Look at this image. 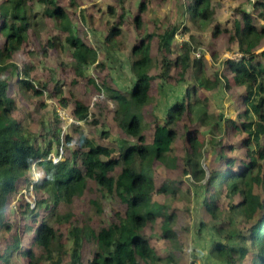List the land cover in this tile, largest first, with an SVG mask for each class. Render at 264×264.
Listing matches in <instances>:
<instances>
[{"label": "trees", "instance_id": "1", "mask_svg": "<svg viewBox=\"0 0 264 264\" xmlns=\"http://www.w3.org/2000/svg\"><path fill=\"white\" fill-rule=\"evenodd\" d=\"M34 1L44 7L38 15L32 11L31 0H0V264H39L46 256L56 257L58 262L67 259L64 264H183L179 258L185 257L186 252L178 230L179 220L190 219L194 205L181 209L175 202L190 203L196 189L197 198L199 189L208 195L202 204L205 220L210 224L204 220L200 226L213 231L211 256L222 264H264V190H259L264 186V51L256 54L264 44L261 25L264 0H248L258 14L256 18L243 13L232 27L224 29L245 58L228 60L225 64L228 73L215 72L212 80L204 73L207 63L192 58L190 41H185L180 52H176L177 26L163 33L148 30L128 50L123 45L128 0L112 1L105 15L116 21L105 22L100 44L108 49L109 61L115 60L119 51H127L134 82L132 87L115 90L107 81L87 80L97 83L99 94H109L113 108L110 106L108 111L113 113V121L125 138L116 149L85 134L75 143L76 131L62 137V124L54 114L55 134L50 138L54 137L58 143V162L51 157V144L46 148L30 142V136H37L30 130L29 122L39 110L26 109L27 104L34 97L48 94L55 101L54 106L71 107V111L67 109L69 114L82 123H93L92 110L85 101L74 100V95L67 98L60 86L49 87L35 79L29 64L19 67L9 62L17 53L34 54L41 49L45 54L65 51L72 60L70 70L76 83L87 78L88 67L106 65L100 61V51L88 36L72 30L69 12L76 15L81 0ZM215 1L188 0L178 5L180 17L200 30L205 29L216 20ZM63 3L70 5L71 10L64 8ZM147 9L144 0L133 20L137 36L146 23L143 14ZM45 18L54 19L65 37L44 36L40 30ZM220 28L216 24L218 32ZM26 41L31 49L23 46ZM154 48L158 64L152 55ZM258 56L263 61L257 60ZM55 71L51 70L54 79ZM172 76L184 84L191 79L194 84L188 86L184 97L166 107V123H154L152 129L148 128L152 139L148 143L143 116L153 82L161 81L159 89L165 93L164 83ZM233 84L245 87L238 117L247 122L242 129L232 122L228 129L233 135L247 133L246 155L229 158L225 154L235 151V145H224V138L212 137L210 147H220L223 166L208 170L207 143L200 138L196 125H209L213 117L206 107L208 103L198 93L201 89H229ZM219 122L220 118L214 128ZM81 127L74 126L78 130ZM102 137L109 139V132H103ZM71 142L76 151L67 156L62 147ZM180 142L184 144L182 152L178 150ZM159 168L166 173L160 180ZM171 171L179 173L177 178ZM157 195L172 202L158 200ZM82 198H87L90 207L84 216H88L87 222L77 211L62 214V205ZM109 199L118 201L120 214L115 221L97 227L98 220L105 216V201ZM229 212L241 216L247 224L252 222L251 228L243 231L231 222L236 231L224 237L221 224L225 221L223 215ZM261 213L262 219L256 220ZM67 222H70L69 239L64 241L58 228ZM180 229L188 231L186 227ZM162 241L166 242L163 251L159 246ZM90 244L94 245V256L86 260L85 250Z\"/></svg>", "mask_w": 264, "mask_h": 264}, {"label": "rangeland", "instance_id": "2", "mask_svg": "<svg viewBox=\"0 0 264 264\" xmlns=\"http://www.w3.org/2000/svg\"><path fill=\"white\" fill-rule=\"evenodd\" d=\"M112 1L114 0H81L78 13L73 15L72 12H69L73 26L72 30L77 32L78 35L84 36L85 33V36H88L90 42L100 51V61H103L106 65L104 68L98 67L96 64L88 67L86 69L87 78H80L79 82L76 83L72 80L73 73L70 70L72 60L70 59L69 54L65 51H51L49 54H45L42 52L43 49H41L34 54L31 52H23L24 54L17 53L9 63L19 67H23L24 64L25 66L26 64H29L33 69L32 71L35 75V79L38 78L43 83L48 84L49 87H53L54 85L60 86L63 88L64 95L67 98L71 99L74 95V100H83L91 108L92 118L94 117L93 123H83L81 130L74 127L68 129V131L70 130V133H73L76 130V132L73 133V139L75 140H73V142L76 143V140H79L81 134L84 133L91 138L97 139L101 143H108L112 148L116 149L118 144L123 141L125 137L120 133L118 126L113 121V113L108 111L110 106L113 108V103L109 99V94L107 92H105V94H99L96 89V84L107 81L109 86L113 89L124 90L128 87H132L134 80L132 70L127 63V51H119L115 56V60L109 61L107 60L109 54L108 49L101 47L100 44V40L104 37L105 22L110 21L111 23H114L116 21L115 18L111 17L109 14L105 15L107 13V8L112 4ZM143 1L144 0H128L127 3V10L129 13L123 26V45L128 47V50L130 47L134 46L139 39H141L140 37L146 35L148 30L156 31V33H163L165 29L177 26L179 30L174 42L176 52H180L185 41H190L192 44V58L203 59V61L207 63V70L205 69L204 73L207 72V75L211 80L214 78L215 72H218L219 75H222L224 72L228 73L225 65L228 60L240 61L245 58V56L238 51V48L233 45V42L229 39V34L224 31V29L232 27L236 18L243 16V13H249L255 18L257 17L258 14L255 12L254 6L249 3L248 0H216L214 3L217 11L216 20L215 22L210 23L205 29L201 30L199 29V26L184 22L180 17L178 5H184L188 0H181L180 4L177 3V0H145L148 5L147 11L143 14L144 21L146 22L144 25L145 30L143 27L140 30V36H137L133 20L135 15L138 14L139 6ZM30 4L33 13L38 15V13L44 11V7L41 3L31 0ZM63 6L68 11L71 10L70 5L63 3ZM253 16L252 19L255 20ZM216 24L221 26L220 32L216 30ZM261 25L264 26V20H261ZM184 26L189 27L191 30L187 28L185 29ZM40 32L46 37L52 35L65 37L64 33H61L57 27V23L52 18H45ZM191 37H196V40L191 39ZM23 46L27 49L32 48L31 45H27V41ZM263 51L264 44L256 54L259 55ZM152 55L154 57V62L158 64L155 48L153 49ZM197 55H199L200 58H197ZM256 59L263 61V57L261 56H258ZM28 60H30L31 63L26 62ZM51 70H56L54 73L56 79L53 78ZM89 78L95 79L97 83L94 84L88 82L87 79ZM193 84L194 83L191 79L187 84H184L179 82L176 76H172L170 80L164 83L165 93H162V90L159 89L161 81L155 80L153 82L151 99L143 116V124L146 128L144 132L147 136L148 143L152 142L151 131L148 128L151 127L152 129L154 123H166V120L164 119L166 107H169L184 97L188 86L191 87ZM244 89L245 87L233 84L229 89L223 88L218 91L201 89L198 93L199 98L208 103L206 107L209 110V114L213 117V121L209 125H196V128L200 132V138L207 143L206 148L208 149L207 157L209 158V166L205 167L208 170H216L223 166V163L220 161V147H210L209 139L212 137L215 140L224 138V145H235V151H227L225 154L230 156L229 158H243L246 155L244 141L249 138L247 133L241 132L233 135L228 129L232 122L235 125H239L241 129L243 128V123L247 122L245 119H240L238 117L239 110L242 108V97L246 93V90ZM103 100L105 101L103 102ZM99 101L101 102L98 104ZM54 103L55 101L50 100V97L46 94L44 96L34 97L26 106V109L29 110H39V114L34 112V117L32 121L29 122V126L31 127L30 130L37 136L36 138L30 136V142L38 143L46 148H49V145L51 144V157H57L56 152L58 149L56 139L54 137L50 138V135L55 134L53 132L52 119L54 118L53 108L55 109L57 105L54 106ZM63 109L62 113L64 117L66 116V119H68L69 112L67 109L71 111L72 108ZM243 111H245L244 105ZM39 117L40 120L38 122ZM219 118L220 122L218 126L214 128V124ZM103 132H109L110 138L104 139L102 137ZM183 145L184 144L181 142L178 143V150L180 152L184 149ZM63 148H66L65 155L68 156L75 150L76 145L71 142L62 147V149ZM239 148H241V150ZM172 174L177 178L179 173L172 172ZM164 175H166L165 171L159 168L157 172L158 180ZM36 180H38V178ZM93 185L94 183H91V186ZM259 190H264V186L262 185ZM199 192L200 195L197 198L196 189L193 201L191 198L190 203L182 201L175 202L181 209L190 208L194 205L190 219L184 220L180 216V226L188 228V231L181 230L180 226H178V230L181 233L185 244L186 252L185 257L181 256L179 259L182 260L181 262L183 264H222L210 254L213 241V231L200 226L202 221L206 219L204 216L206 213L202 202L205 197H208V195L202 192L201 189H199ZM156 199L167 203L172 202L167 198L161 199L159 195L156 196ZM239 200L240 198L237 197L236 202H239ZM105 202L106 213L102 220H98L97 227L115 221L117 219V214H120L121 207L118 201L111 202L109 199ZM89 209L90 207L87 198H82L73 200L69 204L62 205L60 211L62 214L66 212L74 213L77 211L80 213V216L83 217L82 220L87 222L88 216H84L87 215ZM262 216V213L259 214L256 220H261ZM223 218H225V221L221 224V228L224 237L231 233H235L236 226L243 231L250 229L252 226V222L249 221V224H247L245 221H242L241 216L233 215L231 212L225 213ZM74 222H78V220L75 219ZM205 222L210 224L208 220H205ZM231 222H234L236 226L231 227ZM69 226L70 222H67L58 228L59 233H63L64 241L69 239V235L67 234V228ZM158 226L159 225H156V227ZM155 243L157 244V242ZM164 245H166V242L164 241L159 244L162 251ZM93 252V244H90V247L86 246L84 258L86 260H92L94 256ZM66 261L67 259H65L64 262H58L56 257L49 258V256H46L40 260L39 264H64Z\"/></svg>", "mask_w": 264, "mask_h": 264}, {"label": "clouds", "instance_id": "3", "mask_svg": "<svg viewBox=\"0 0 264 264\" xmlns=\"http://www.w3.org/2000/svg\"><path fill=\"white\" fill-rule=\"evenodd\" d=\"M55 110L56 113L54 114L62 124V137L70 133L68 129H71L74 126H83L82 122L76 121L70 114L68 115V119H66V116L64 117L62 113V110H64L63 107H56ZM58 160L59 158L54 157L55 162H58Z\"/></svg>", "mask_w": 264, "mask_h": 264}, {"label": "bare ground", "instance_id": "4", "mask_svg": "<svg viewBox=\"0 0 264 264\" xmlns=\"http://www.w3.org/2000/svg\"><path fill=\"white\" fill-rule=\"evenodd\" d=\"M47 102V101H46ZM90 117V116H89ZM77 120V119H76ZM75 130V129H74ZM70 131V130H69ZM76 131V130H75ZM78 131V130H77ZM84 134V133H83ZM63 147H64V145H63ZM71 147V146H70ZM66 149V148H65ZM68 150V149H67ZM76 151V150H75ZM62 153H63V151H62ZM57 155V154H56ZM60 161V160H59Z\"/></svg>", "mask_w": 264, "mask_h": 264}]
</instances>
